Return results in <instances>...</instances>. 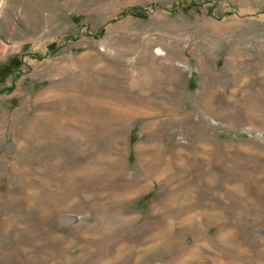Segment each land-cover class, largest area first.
<instances>
[{"label":"rangeland","instance_id":"obj_1","mask_svg":"<svg viewBox=\"0 0 264 264\" xmlns=\"http://www.w3.org/2000/svg\"><path fill=\"white\" fill-rule=\"evenodd\" d=\"M0 264H264V0H0Z\"/></svg>","mask_w":264,"mask_h":264}]
</instances>
